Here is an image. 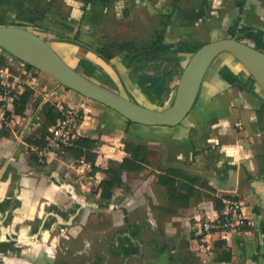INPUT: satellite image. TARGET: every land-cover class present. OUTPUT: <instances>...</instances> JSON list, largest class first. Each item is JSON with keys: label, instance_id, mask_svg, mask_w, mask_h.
Returning a JSON list of instances; mask_svg holds the SVG:
<instances>
[{"label": "crops", "instance_id": "obj_1", "mask_svg": "<svg viewBox=\"0 0 264 264\" xmlns=\"http://www.w3.org/2000/svg\"><path fill=\"white\" fill-rule=\"evenodd\" d=\"M42 1L51 9L28 27L69 65L94 63L147 107L158 98L142 66L125 52L106 61L85 45L95 47L115 25L129 32L163 24L164 43H205L229 36L239 15L235 0ZM242 1L238 26L261 31L264 40V0ZM66 37L79 43L60 40ZM180 55L183 67L189 53ZM0 57V70L8 74L4 86L0 81V264H56L59 255L63 264H264V92L230 53L214 59L192 109L175 126L129 122L44 78L47 91L35 105L38 70L1 47ZM27 88L31 95L17 113L15 101ZM45 102L59 111L79 109L77 137L95 142L96 172L65 150L36 160L31 146L48 133ZM126 143L143 148L142 168L122 170L121 185L104 199L103 170L130 157ZM231 198L251 225L202 235L201 221L218 216ZM88 231L100 245L106 241L89 260Z\"/></svg>", "mask_w": 264, "mask_h": 264}, {"label": "water", "instance_id": "obj_2", "mask_svg": "<svg viewBox=\"0 0 264 264\" xmlns=\"http://www.w3.org/2000/svg\"><path fill=\"white\" fill-rule=\"evenodd\" d=\"M0 47L64 87L99 102L126 120L148 126L179 124L192 109L202 79L222 52L235 57L264 92V50L235 36L202 43L189 57L175 83L172 103L163 108L144 106L93 80L69 65L38 31L21 25L0 24Z\"/></svg>", "mask_w": 264, "mask_h": 264}, {"label": "trees", "instance_id": "obj_3", "mask_svg": "<svg viewBox=\"0 0 264 264\" xmlns=\"http://www.w3.org/2000/svg\"><path fill=\"white\" fill-rule=\"evenodd\" d=\"M88 1V0H87ZM3 2L8 4V13H13L12 17L26 23H35L37 20H41L50 9V3L42 0H0V5ZM235 4L238 7L239 15L235 18L232 26L229 28L230 36H235L239 39L246 37L253 41L256 48L264 50V40L262 32L255 30L254 28L243 26L244 29L240 34H244V37H238L235 34L236 28L240 22V13L242 11L243 1L235 0ZM5 15H8L5 13ZM0 24H15L14 22H6L3 16H0ZM28 27L26 25H21ZM165 24L155 32V34L147 38L140 43L137 41H108L104 43H97L95 47H86L94 50L101 58L106 61H110L113 57L121 52H125V57H131L135 62L142 66L143 79L152 87L153 94L157 96L158 102L169 94L175 88V83L173 82L179 76L182 71L181 61L183 56L180 53L192 54L202 43H189V42H179L177 44L164 43L163 33L165 30ZM78 38V36H75ZM60 40L70 41L79 43L76 39L69 37L62 38ZM113 47L116 49L112 50ZM4 59L0 57V66L3 65ZM80 64H87L90 66L91 71H102L100 67L94 63L88 62L84 59L79 60ZM28 67H32L26 64ZM85 73V72H83ZM87 74V73H85ZM105 78L112 83L111 77L103 72ZM173 85H172V84ZM109 85V84H108ZM115 90V89H114ZM31 90L29 88L19 95L18 99L15 101V112L21 113L31 95ZM42 113L45 117L43 127L47 129L49 126L55 124L57 118L60 116V112L57 107L50 102H45L42 105ZM130 122V121H129ZM95 142L83 137H78L75 141V146L65 148V151L72 154L76 159H83L85 162L91 164V173L96 172L99 168L95 165L96 154L93 151ZM125 150L130 154V157H125L119 167H108L104 169L103 172L106 174V178L99 182V187L101 189L100 196L102 198H110L112 194V189L115 186L121 185L120 174L122 170H134L138 171L142 168L139 164L140 161L144 159L142 152L143 148L139 145H133L126 143ZM161 182L163 179L161 177Z\"/></svg>", "mask_w": 264, "mask_h": 264}, {"label": "built area", "instance_id": "obj_4", "mask_svg": "<svg viewBox=\"0 0 264 264\" xmlns=\"http://www.w3.org/2000/svg\"><path fill=\"white\" fill-rule=\"evenodd\" d=\"M21 61V60H20ZM23 64H26L22 61ZM8 78L4 71L0 70L1 85ZM60 116L55 124L48 127L47 135L41 144L31 146L36 160L43 163L53 151L65 150L67 147L75 146L77 127L81 118L79 109H60ZM251 221L243 215L240 203L237 199L231 198L225 201V206L216 217H206L200 223V232L204 236L217 233H226L251 225Z\"/></svg>", "mask_w": 264, "mask_h": 264}, {"label": "rangeland", "instance_id": "obj_5", "mask_svg": "<svg viewBox=\"0 0 264 264\" xmlns=\"http://www.w3.org/2000/svg\"><path fill=\"white\" fill-rule=\"evenodd\" d=\"M11 1L14 2L15 0H11ZM42 3H43V1H42ZM7 4H8L7 2H3L0 5V16H3L6 22H9V23L14 22L15 24H21V25L31 26V23L29 24V23H26V22H23V21H20L18 19L13 18L12 17L13 13H8L7 12L8 9H9V7H8ZM5 13H7L8 15H5ZM243 29H244L243 26L242 27L237 26L236 31H235L236 36H238V37H240V36L241 37H244L245 35L243 33L240 34L241 32H243L242 31ZM156 31H157V28L155 26H153V27H148V28H143V27L137 28V29H134V31L130 30L129 31L130 33H129L126 26L125 27L117 28L116 25H115V27H112L111 29L109 28L106 31V33H105L106 35L101 38V43L108 42V41L122 42V41H129V39H132V41L136 39L137 42L140 43L141 41H143V40H145L147 38L152 37L155 34ZM134 37H135V39H134ZM242 40H244L246 42H249L251 44H254L252 40L247 39L246 37H244ZM114 49H116V47H113L112 48V50H114ZM190 55L191 54H189V57H190ZM74 66H76L74 68H76L78 71H80L82 74L86 75L87 77H90V78H93V79L96 78L97 80H99L100 82H102V84H104V85H106V86H108V87H110L112 89L118 88V90L121 91L123 95L129 96V97L132 98L133 93H131L125 87L124 83L120 79H119L120 82H118L119 85H116V83L113 80H111L113 82L110 83L105 78V76L103 75V72H104L103 70H102L103 72H101L99 70H97V71H91L90 72V66L89 65H87L86 63L85 64H80L79 62L77 63V65H74ZM83 72H85L87 74H85ZM37 76L40 77L41 81L37 85L38 96L32 101V103L35 104V105H37L39 103V101L41 100L40 97L43 96V93L45 94V91H47L46 90L47 84L43 81V78L44 79H48L49 81H54L55 82V80H53L52 78H50L49 76L45 75L44 73H42L39 70L37 71ZM91 76H93V77H91ZM117 76H118V74H117ZM55 83H58V82H55ZM43 88H44V90H43ZM63 89H65V91H66V89H68V88L64 87ZM173 97H174V90H172V94L168 97V99L166 101L164 100L162 104H159L158 101H157L156 104H151V102L150 103H147L146 102V104H149V106H152L151 108H157V109L163 108V107L165 108V107L169 106L172 103ZM51 101H53L54 103H57L59 101L61 104L66 105V101L65 100L63 101L62 98H58L57 99V97L56 98L55 97H52L51 98ZM38 142H39L38 144H41L43 142V140H40L39 139ZM89 235H92V234L89 233V231H88V237H90ZM106 239H107V237H105V240ZM104 244H106V241H104L103 244L100 245V243L97 242L96 237H90V241L86 245L87 246V250L86 251L88 253L87 254L88 255L87 256L88 257V260L90 258H92L95 253H99L101 251V248L104 246ZM59 258H60V255L58 256V259ZM58 259H56V264H63V260H61L59 262ZM75 264H79V262L76 261Z\"/></svg>", "mask_w": 264, "mask_h": 264}]
</instances>
